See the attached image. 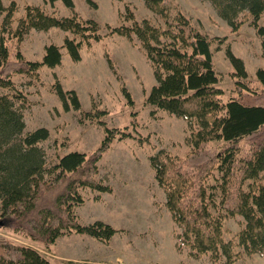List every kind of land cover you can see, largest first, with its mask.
Listing matches in <instances>:
<instances>
[{"label": "trees", "instance_id": "trees-1", "mask_svg": "<svg viewBox=\"0 0 264 264\" xmlns=\"http://www.w3.org/2000/svg\"><path fill=\"white\" fill-rule=\"evenodd\" d=\"M53 3L57 0H48ZM69 16L57 17L41 7L28 5L25 15L15 18V4L2 7L6 15L0 26V216L15 233L50 247L65 233H80L109 242L117 229L104 221L83 225L75 206L84 202L81 189L112 192L109 184L98 178L99 161L115 139L132 137L130 131L108 127L104 137L91 152L69 151L47 164L40 143L49 138L46 127L25 132L23 109L26 95L16 87L14 75L40 78L44 66L55 67L65 49L73 61L81 59V49L105 37L94 19H82L73 0H61ZM146 7L162 21L154 25L145 19L131 25L107 26L108 35L137 39L153 67L156 83L147 102L170 114L184 118L191 131V149L185 156L160 149L151 156L155 177L166 194V207L194 257L209 253L213 264H234L237 254L232 241L224 237L223 216L214 213L216 198L210 192L209 179L220 173L218 209L228 216L240 215L243 227L237 243L247 255H264V69L256 72L260 87H254L244 60L228 44L225 48L232 70L234 96L225 99L219 85L212 46L222 45L227 37L209 36L174 0H143ZM220 17L233 33L249 23L261 38L264 57V0H211ZM18 23L15 27L14 24ZM57 27L70 33L62 45L49 44L40 60H29L19 44L30 30ZM17 40L11 54L9 42ZM53 92L63 109L81 111L75 90H65L57 81ZM129 106L134 105L124 88ZM105 110L93 109L90 119H100ZM130 126L136 128V112ZM61 145H64L63 143ZM0 264H51L37 249L0 238Z\"/></svg>", "mask_w": 264, "mask_h": 264}, {"label": "rangeland", "instance_id": "rangeland-1", "mask_svg": "<svg viewBox=\"0 0 264 264\" xmlns=\"http://www.w3.org/2000/svg\"><path fill=\"white\" fill-rule=\"evenodd\" d=\"M73 1L80 17L97 21L105 37L89 47L84 46L79 61H73L62 49L61 63L55 67H42L38 80L21 74L14 75L13 80L28 99L23 109L25 132L39 127L49 129V138L40 143L46 151L48 165L56 163L59 155L69 151H93L105 134L99 120L108 127H128L126 130L131 132L132 137L115 139L99 161L97 178L109 184L113 191L99 192L83 188L80 192L84 202L74 208L81 224L101 220L117 229V232L110 243L87 234L65 233L55 244L46 247L39 241L12 231L3 224L0 216V238L5 237L39 250L51 264H59L56 254L121 255L125 263L132 261L137 264H213L209 253L200 257L191 254L182 229L174 222L166 207V194L155 177L150 161L151 156L160 149L185 156L191 149L188 123L184 118L147 102L156 80L151 62L139 41L120 35H106L107 26L131 25L133 22L128 18L130 13L139 22L147 19L154 25H161L162 21L146 7L143 0ZM174 1L201 31L211 37H227L220 49L218 42L213 44V58L225 99L234 96L233 79L228 74L232 66L226 57L225 48L228 44L232 47L233 39L230 36L239 30L235 33L231 31L230 25L220 17L211 0ZM12 3L16 8V19L25 15L28 5L39 6L46 13L57 17L71 14V10L61 0L53 3L48 0H0V6L4 8ZM5 15L6 11L0 9V26ZM17 25L16 22L14 26ZM244 25L245 34L241 40L235 39L233 52L245 60L252 86L260 87L256 72L259 68L264 69V57L251 59L246 51L256 53L261 49V43L257 46L252 38L254 27L249 23ZM66 37H71L70 33L57 27L32 29L19 47L27 59L40 60L47 45H62ZM248 38L251 39L250 45ZM9 46L12 54L17 47V40L10 41ZM57 81L65 90L77 92L81 111L63 109L61 100L52 89ZM124 88L130 92L133 106L128 105ZM93 109L105 110L106 114L100 119H90L87 113ZM132 112H136V128L130 126ZM219 182L220 173L215 171L208 181L209 190L216 198L213 212L223 216L225 240L233 242L237 254L234 264H264V255H247L237 243V233L244 225L243 217L228 216L218 209ZM93 257L88 260L93 261Z\"/></svg>", "mask_w": 264, "mask_h": 264}, {"label": "crops", "instance_id": "crops-1", "mask_svg": "<svg viewBox=\"0 0 264 264\" xmlns=\"http://www.w3.org/2000/svg\"><path fill=\"white\" fill-rule=\"evenodd\" d=\"M260 24L264 25V13L262 14L260 20H259ZM245 26V25H244ZM242 26L239 31L235 34H239V36H235V34H231L230 38L233 39L232 41V50H233V46H234V43H235V39H242V35L245 34L244 33V30H243V27ZM248 27H251L250 25ZM253 29V36L252 37L256 43L257 46H259V42L261 43V38L260 36L256 33V29L255 28H252ZM249 40L248 43L250 45V42H251V39L248 38ZM243 41H246V39L243 38ZM246 52H248V55L250 54V57L251 59H254V58H258L259 56H262L261 55V52L262 50L258 49L256 51V53H250L249 50H247ZM244 60V59H243ZM245 62V60H244ZM246 65V64H245ZM248 74L250 75V73L248 72ZM104 243H108V242H104ZM110 243V241H109ZM57 255V256H56ZM56 259L58 260L59 264H137L135 262H132V261H129V263H125V258L122 257L121 255H118V256H109V255H112V254H56ZM93 257V261H89V257L91 256ZM70 261V262H69ZM76 261V262H75Z\"/></svg>", "mask_w": 264, "mask_h": 264}, {"label": "water", "instance_id": "water-1", "mask_svg": "<svg viewBox=\"0 0 264 264\" xmlns=\"http://www.w3.org/2000/svg\"><path fill=\"white\" fill-rule=\"evenodd\" d=\"M2 222H3V224H5V223H4V220H3Z\"/></svg>", "mask_w": 264, "mask_h": 264}]
</instances>
